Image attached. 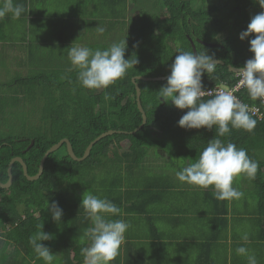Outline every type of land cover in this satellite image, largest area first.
<instances>
[{"label": "trees", "instance_id": "1", "mask_svg": "<svg viewBox=\"0 0 264 264\" xmlns=\"http://www.w3.org/2000/svg\"><path fill=\"white\" fill-rule=\"evenodd\" d=\"M195 1L198 5L192 0L161 1L164 11L160 21L154 19L156 15L143 13L142 17L138 16L126 34L125 59L133 55L139 63L107 89L97 91L81 87L77 71L67 64L69 60L65 62L68 51L57 54L62 63L50 60L38 71L19 76L15 80V91L18 88L21 97L13 96L10 102L0 97V182L8 180L7 168L15 156L23 159L27 173L32 176L37 173L44 152L62 138L70 141L74 153L80 157L100 133L108 129L131 131L136 128L142 117L132 77L169 74L179 51L193 52L190 39L196 53L214 54L224 62L217 64L214 73L202 77L204 87L233 85L236 75L227 65L237 68L251 58L249 40L253 37L241 41L239 34L262 9L254 0H232L233 7H228L221 17L216 12L225 9L222 3L210 5L206 0ZM196 39L217 45L203 44ZM137 83L147 122L136 133H114L102 138L82 161L73 160L63 144L47 156L42 174L34 180L24 175L18 161L12 163V183L9 187H0V264H45L29 244V237L41 231L42 225L44 232L54 234V239L42 242L56 255L53 264H84L81 249L90 243L85 236L90 220L80 205L84 192L107 198L119 209L149 217L150 205L164 191L162 188L169 186L161 177L148 179L141 186L133 183V172L138 171L151 149L157 148L167 161L180 159L188 165L198 160L200 152L215 136L216 127L212 131L179 127L177 121L187 109L179 110L171 102L160 103L159 89L166 79L137 80ZM106 93L111 99H105ZM241 95L247 103L260 104V100H252L246 90L241 91ZM19 98L30 102L29 106L23 108L26 106L23 102L21 109H13ZM211 98L213 96L202 99ZM11 102L12 110H9ZM30 117H34L35 122L29 121ZM253 118L257 123L251 132L231 129L220 139L225 144L231 142L246 149L248 156L258 163L254 178L243 175L256 189V215L264 221V159L258 153L264 149V116ZM61 149H64L63 155H59ZM204 197L213 213L210 236L202 245L206 252L228 225L229 205L239 203L237 199L217 200L211 187L204 190ZM53 200L64 213L59 225L46 209L47 202ZM118 215L107 218L115 220ZM262 225L264 227V223ZM150 227L155 229L153 224Z\"/></svg>", "mask_w": 264, "mask_h": 264}, {"label": "clouds", "instance_id": "2", "mask_svg": "<svg viewBox=\"0 0 264 264\" xmlns=\"http://www.w3.org/2000/svg\"><path fill=\"white\" fill-rule=\"evenodd\" d=\"M262 9L252 16L246 30L239 34L244 41L249 37L251 58L243 66L237 67L238 85L247 90L252 100L264 101V0H254ZM25 12L23 5L14 4L13 0H5L0 6V18L12 15L20 18ZM103 33V28H98ZM127 39L112 43L105 50H92L88 47L70 46L68 59L77 71V82L85 89H107L117 80L123 78L127 71L135 67L139 61L132 56L125 59ZM219 64L214 54L179 51L170 65L166 83L159 89L160 103H169L186 112L177 121L184 129L204 128L212 131L216 127L215 136L199 154L198 160L189 163L176 172L180 182L207 189L212 188L217 200L239 199L243 193L232 186L235 176L240 174L254 178L258 163L252 160L246 149L238 148L234 143H224L220 137L230 133L231 129H243L251 132L256 126V119L250 113L249 105L241 102L232 92L220 91L213 98L203 100L207 94L202 81L205 74L215 72ZM105 99H111L106 93ZM86 218L90 220L85 236L90 243L81 249L84 264H110L119 255V249L125 240L129 227L122 219H108L109 215H118L120 209L107 198L98 197L88 191L82 194L81 204ZM52 220L59 225L63 209L58 202H47ZM41 231L29 237V244L38 259L45 264H53L56 255L43 241L54 239V234ZM247 241L248 236L242 237ZM238 255L246 256L248 264H257L254 254L243 246L236 249Z\"/></svg>", "mask_w": 264, "mask_h": 264}, {"label": "crops", "instance_id": "3", "mask_svg": "<svg viewBox=\"0 0 264 264\" xmlns=\"http://www.w3.org/2000/svg\"><path fill=\"white\" fill-rule=\"evenodd\" d=\"M4 2L0 0V6ZM13 3L23 5L25 12L18 19L10 13L0 18V43L17 42L18 49L13 48V57L24 67L29 66L27 75L38 71L50 60L62 63L57 54L68 51L70 46L105 50L112 43L127 39L130 30L127 31L125 25L129 29L138 16L143 13L150 16L158 10L154 0H13ZM98 28H103L104 32L99 33ZM15 30L19 40L12 38ZM22 35H26L25 44L19 49ZM19 50L22 51L20 56ZM162 189L164 191L149 208L150 218L120 208L119 217L115 219L124 220L129 227L119 255L110 264H248L246 256L236 252L241 246L256 256L257 264H264L263 220L258 221L261 227L253 233L242 227L248 218L241 216L233 223L228 218L227 227L212 242L211 249L204 252L202 245L210 236L212 219L207 233V227L201 226L199 202L177 201L172 189ZM238 205L239 214H242L246 203L242 201ZM203 213L208 219L213 215L211 209ZM237 222L242 223L240 229L236 228ZM152 224L155 229L150 227ZM245 234L247 241L242 239Z\"/></svg>", "mask_w": 264, "mask_h": 264}, {"label": "rangeland", "instance_id": "4", "mask_svg": "<svg viewBox=\"0 0 264 264\" xmlns=\"http://www.w3.org/2000/svg\"><path fill=\"white\" fill-rule=\"evenodd\" d=\"M154 1H156L155 5L158 4L157 12L153 13V15H156V18H154V19L160 21V19L162 17L161 16L162 10L159 9V8H161V0H154ZM192 1H193L194 5H198L197 4L198 1H195V0H192ZM224 2H225V4L223 6H225V7H223V6H221V7L225 8V9L222 10L221 12H218V13L216 12V14L221 15V17L224 15L225 10H227L226 7L227 8L233 7L232 0H229V2H228V0H206V3H208L210 5H219L220 3H224ZM143 8L144 7L142 6V9ZM194 8H195V6H194ZM125 26H127L126 30L129 31L130 29H128V25H125ZM200 27H201V24H200ZM14 32L15 33L12 36V38L15 37L16 39L19 40L17 30H15ZM128 34H129V32H128ZM134 35H135V33H134ZM25 37H26V35H22V38L20 39V42L22 43V45L21 46L19 45V49H22V47L24 46ZM16 44H17V42L16 43H9V45H7L6 41H3L0 43V60H3V62L0 63V97L4 96L5 98L8 99L9 102H10L11 98H13V96L21 97L22 92H20L18 88H17L18 91H15V87H16L15 80L19 76H26L27 75L26 72H29V66L27 67L25 65V67H24L21 64L20 60L14 59V57H13V48L15 47L16 49H18V45H16ZM171 44L173 45V43H171ZM19 51H20V54H19V56H20L22 54V51L21 50H19ZM19 71H22V72L20 73ZM99 90H97V91H99ZM23 102L26 103L25 99L19 98V102H17L15 108H13V109H17V108L21 109V107L24 106ZM29 104H30V102L27 101L26 106H24L23 108L29 106ZM8 105L10 106L9 110H12V109H10L12 107V102H11V104H8ZM29 121H31L33 123V122H35V118L30 117ZM118 152L120 153L121 149H119ZM159 153H160V151L157 148L151 149L148 156L146 157V159L144 160V162L141 164L140 168L138 169V171L133 172V176L135 178L133 180V183H136L137 186H141L142 183H144L148 179L154 180L157 177H161V180L164 183L167 180L169 185L174 186V188H172L171 186H167V187L169 189H172L171 192L176 193L177 201H181L183 199V200H186L187 202H191V203L192 202L193 203L199 202L201 204L199 206L201 208V212H202L201 226L205 225V227H207V229H205V232L209 233V230H208L210 227L209 221L211 219H208V216L207 215L205 216V214L203 213V211H207L210 209V203L204 197V190L205 189L195 187V186L189 185L187 183L180 182L176 177V172L182 170V168L186 167L187 164L186 163L184 164L182 162V160H180V159H171L169 161L164 160L159 155ZM162 153L164 154V152H162ZM258 153H259L261 159H264V149L259 150ZM63 154H64V149H61L59 151V155H63ZM95 176L97 178H100V176L98 174H95ZM122 176L125 177V174H123ZM166 177H168V179ZM126 183L129 184V182H126ZM232 186L234 188H236L238 191H240L241 193H243V195L239 199H237V202L240 203V202L244 201L246 203V205H245V209H244L242 214H239L240 205H238V204L231 205L230 206V212L228 215L229 222L233 223L234 219H237V218L239 219V218H241V216L248 218L243 224L237 222L236 228L240 229V224H242V227L246 228V230L248 232L255 233L259 229V227H261V224H259L258 221L262 220V218H259L256 215V209H257L256 189H255L252 181L246 179L243 174H240V175L234 177L233 182H232ZM173 197H175V196H173ZM231 201H233V199ZM257 218L259 220H257ZM144 224H145V226H147L146 222H144ZM8 249H10V247Z\"/></svg>", "mask_w": 264, "mask_h": 264}, {"label": "water", "instance_id": "5", "mask_svg": "<svg viewBox=\"0 0 264 264\" xmlns=\"http://www.w3.org/2000/svg\"><path fill=\"white\" fill-rule=\"evenodd\" d=\"M196 41H198L200 43H203V44H208V45H217L216 43H206V42L201 41V40H198V39H196ZM190 43L192 45L193 53H196V47H195V44H194V42H193L192 39H190ZM218 61H219V65H223L224 64V62L221 59H218ZM227 66H228V69L231 72H233L235 74L237 73V71H236L237 68L232 67L231 65H227ZM168 75L169 74L164 75V76H156V77H146V76H142V75H137V76L132 77V82L134 83V86H135L137 108L139 109V111L141 113V117H142L141 123L136 128H134L131 131L108 129L107 131H104V132L100 133L92 141L89 142V144L86 146V148H85L82 156H80V157L76 156V154L74 153L70 141L67 138H62L58 142H56L55 144L51 145L44 152V154H43V156H42V158L40 160V163H39L38 171H37V173L35 175H32V176H30L27 173V166H26L25 162L23 161V159L20 156H15V157H13L10 160L9 165H8V168H7V171H8V180L5 183L0 182V187L6 188V187H9L11 185V183H12L11 166H12V163L15 162V161H18L22 165V169H23L24 175L29 180H34V179H37L42 174L43 168H44V162H45V159L47 158V156L50 153H53L56 150H58L63 144L65 145V148H66V151H67L68 155L73 160L82 161V160H84L89 155L92 146L95 143H97L99 140H101L102 138L107 137L109 135H112L114 133H136L147 122V116H146V113H145V111H144V109L142 107L141 99H140L141 89L139 87V84L137 83V80H144V81L165 80ZM32 144H33V140L30 142L29 147Z\"/></svg>", "mask_w": 264, "mask_h": 264}, {"label": "built area", "instance_id": "6", "mask_svg": "<svg viewBox=\"0 0 264 264\" xmlns=\"http://www.w3.org/2000/svg\"><path fill=\"white\" fill-rule=\"evenodd\" d=\"M235 75H236V82L231 86L226 85V84H217L214 86L205 87V91L207 94L204 97L214 96L217 92H220V91L232 92L241 102L249 105L250 113L253 116H256L259 119L263 118V116H264V101L259 99L260 104H250V103L245 102L242 98L241 91L246 90V89L242 88V87H237V85H238V73H236Z\"/></svg>", "mask_w": 264, "mask_h": 264}, {"label": "flooded vegetation", "instance_id": "7", "mask_svg": "<svg viewBox=\"0 0 264 264\" xmlns=\"http://www.w3.org/2000/svg\"><path fill=\"white\" fill-rule=\"evenodd\" d=\"M228 2H229V0H228ZM225 4V2L224 3H222L221 5L223 6ZM223 7H225V6H223ZM226 9H227V7H226ZM227 11V10H226Z\"/></svg>", "mask_w": 264, "mask_h": 264}]
</instances>
